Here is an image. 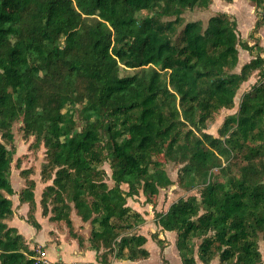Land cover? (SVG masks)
<instances>
[{
	"label": "trees",
	"instance_id": "obj_1",
	"mask_svg": "<svg viewBox=\"0 0 264 264\" xmlns=\"http://www.w3.org/2000/svg\"><path fill=\"white\" fill-rule=\"evenodd\" d=\"M250 1L261 11L252 44L226 12L184 23L186 10L213 0H0V264H35L36 251L7 223L16 147L5 142H14L15 123L45 148L44 214L65 220L82 246L72 202L93 224L90 246L102 264L151 256L137 231L143 215L128 198L142 194L156 206L174 183L167 162L181 165L188 187L207 178L200 196L157 214L182 263L264 264V0ZM240 48L252 57L236 71ZM256 71L260 81L237 103ZM236 107L217 134L208 131L216 114ZM30 180L21 204H35ZM29 222L41 227L33 215ZM151 237L163 251L159 233Z\"/></svg>",
	"mask_w": 264,
	"mask_h": 264
},
{
	"label": "rangeland",
	"instance_id": "obj_2",
	"mask_svg": "<svg viewBox=\"0 0 264 264\" xmlns=\"http://www.w3.org/2000/svg\"><path fill=\"white\" fill-rule=\"evenodd\" d=\"M221 12H226L237 20L238 34L240 36L241 42H249L252 44L258 39L255 35L254 27L261 11L256 9L254 3L250 0H233L232 2L213 0V3L208 8L197 7L192 10H186L183 14L184 23L200 19L206 24L211 16ZM182 28L183 26L179 28V32H181ZM260 29L261 28L258 30ZM251 57L252 54L240 48V61L238 67L235 70L237 71V69H240L242 64L248 61ZM257 81H260L258 71H256L247 81L250 83H248L246 86L242 85L237 95V103H239L240 97L244 93L243 91L249 89V87L253 86V84ZM236 109L237 107L233 110L224 109L220 113L216 114L214 119L209 122L208 131L217 134V130L221 126L225 116L234 113ZM13 131L14 142H7L4 140L6 141L5 143L9 148L12 146L16 147V153L13 157L12 173L10 177L13 186V192L11 194H7V196L13 200L14 209H16V220L21 222L20 224H23L20 225V227L22 232L28 237L27 239L30 241L31 248L35 251L39 247L47 250V247L44 244H46L49 239H54L57 242L59 240L63 242H71L76 240L71 236L69 230L70 228L68 227L66 221H51L49 218L53 213L49 212L48 215L44 214V209L40 203L46 186L52 183L51 180L44 181L41 176L42 165L45 162L44 146L42 144L39 146L35 145V138L33 136L29 138L25 137L21 129V123H15L13 126ZM18 158H20L22 161L20 167L18 166ZM103 168L107 172L106 180L109 186H114V181L111 178L112 169L110 163L106 162L103 165ZM180 168L181 165L175 162L166 163V170L174 183L168 188H161L156 206L147 204L145 202V197L142 194L128 198V204L143 215V220L137 227V231L139 233L146 234L149 237L150 242L147 247L151 251V257L148 259V261H141L134 264H165L161 260L163 259L161 254H159V245L154 240H152L151 237V235L155 232H158L160 238H162L164 243H166V254L170 264H183L175 244V234L162 229L161 225L157 223V214L165 213L169 209L170 205L180 198H186L190 195L200 196V189L207 178H196L191 184V187H188L187 184H181L179 182ZM24 169L27 170L28 173L22 175L21 170ZM30 179L36 181L35 204H21L19 200V192L29 184L31 181ZM123 188L127 189V185H123ZM48 203L49 210H51L54 207L53 199L51 198ZM69 203L72 207L70 217L74 225V230H76L77 235L83 237L87 245H90L93 224L91 221H83L81 216H79L76 209L74 208L73 203L70 201ZM31 215L35 216L36 220L40 222L42 227L40 230H38L29 222ZM260 247L262 250H264L263 242L260 243ZM53 249L54 247L48 246V250L54 251ZM49 256L53 257L54 255L52 256L49 254Z\"/></svg>",
	"mask_w": 264,
	"mask_h": 264
},
{
	"label": "crops",
	"instance_id": "obj_3",
	"mask_svg": "<svg viewBox=\"0 0 264 264\" xmlns=\"http://www.w3.org/2000/svg\"><path fill=\"white\" fill-rule=\"evenodd\" d=\"M264 25H262L260 28V30H258V36H259V40H260V45L263 47V51H262V55L264 56ZM243 65V64H242ZM248 83L250 82H245L243 85H247ZM255 84V83H254ZM253 84V85H254ZM251 87H249L250 89ZM247 89V90H249ZM245 90V91H247ZM243 91V92H245ZM25 204V203H24ZM14 215L12 218L8 219L7 220V223L10 225V226H14V227H17V229L19 230V232L21 234L24 235L25 239H27L28 237L26 236L25 233L22 232L21 230V227L20 225H23V224H20L21 222H18L16 220V209H14ZM39 222V221H38ZM40 223V222H39ZM41 226V224H40ZM37 228V227H36ZM42 227L40 228H37L38 230H40ZM143 234V233H142ZM146 235V234H144ZM147 236V235H146ZM148 237V236H147ZM153 240V239H152ZM27 243L30 245V241L27 239L26 240ZM149 237H148V242L146 244V246L149 244ZM156 242V241H155ZM157 243V242H156ZM158 244V243H157ZM166 243H164L165 245ZM172 244V243H171ZM47 248V254H48V257L51 259V260H62L64 262H75V261H81V262H90L92 264H102L101 262L98 261L97 259V253L94 249L91 248L90 245H87L86 244V241H84V244L81 246L78 242V240H74V241H71V242H68V241H56V240H51L49 239L47 241L46 244H44ZM159 245V244H158ZM48 246H52L54 247V251H50L48 250ZM31 247V246H30ZM148 248V247H147ZM44 249V248H43ZM149 249V248H148ZM150 250V249H149ZM151 252V251H150ZM49 254H51L53 257H50ZM159 254H161L162 258L161 259L165 264H170L169 262V259L167 258V254H166V247H164V250L161 251V248H160V245H159ZM166 254V256L164 257V255ZM151 257V256H150ZM149 257V258H150ZM148 258V259H149ZM148 259H145V260H139V261H130V260H117V259H112L111 260V264H134V263H137V262H141V261H148ZM202 262H198V264H201ZM210 264H219V261L218 260H215L213 261L212 263Z\"/></svg>",
	"mask_w": 264,
	"mask_h": 264
},
{
	"label": "built area",
	"instance_id": "obj_4",
	"mask_svg": "<svg viewBox=\"0 0 264 264\" xmlns=\"http://www.w3.org/2000/svg\"><path fill=\"white\" fill-rule=\"evenodd\" d=\"M35 264H92L90 262H63L61 260H51L48 257L47 251L42 247L37 248L36 254L34 255Z\"/></svg>",
	"mask_w": 264,
	"mask_h": 264
}]
</instances>
